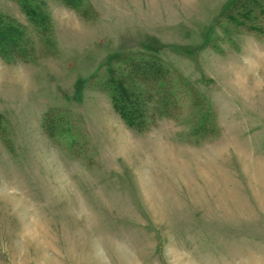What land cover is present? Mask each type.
<instances>
[{
    "label": "rangeland",
    "instance_id": "1",
    "mask_svg": "<svg viewBox=\"0 0 264 264\" xmlns=\"http://www.w3.org/2000/svg\"><path fill=\"white\" fill-rule=\"evenodd\" d=\"M13 1L0 264H264V0Z\"/></svg>",
    "mask_w": 264,
    "mask_h": 264
},
{
    "label": "trees",
    "instance_id": "2",
    "mask_svg": "<svg viewBox=\"0 0 264 264\" xmlns=\"http://www.w3.org/2000/svg\"><path fill=\"white\" fill-rule=\"evenodd\" d=\"M255 1H258V0H255ZM229 16H231V15H229ZM4 29L0 28V53L1 52L3 53L5 51L4 49L1 48L2 47L1 46L2 41H4V39H6V38L2 37V35H4L3 33L4 32H10V31L17 33V30L16 29L13 30L12 27H8V29H11L10 31L9 30L5 31ZM5 43L8 44V41L5 40ZM143 64H145V66H147L148 63H143ZM153 67H155V66L148 65L147 69L151 70ZM115 90L116 91L114 93V98L115 99L119 98L120 100H123L126 102V104H119L117 108L119 109V112L121 113L122 117L125 119L127 125L133 129H136L139 131H144L145 129H147V127L142 123L143 118L146 117V109L142 108L143 103L140 102V101H142V96H141L142 94H140V93L135 94V92L129 91L128 88H125V86L121 82H118V83L116 82ZM117 102H119V101L117 100ZM169 112L170 111L168 109L163 108L158 112V114H155V115L161 117L165 114L169 115ZM47 117H48V115H47ZM139 119L140 120L142 119V121L135 123V121H137Z\"/></svg>",
    "mask_w": 264,
    "mask_h": 264
},
{
    "label": "crops",
    "instance_id": "3",
    "mask_svg": "<svg viewBox=\"0 0 264 264\" xmlns=\"http://www.w3.org/2000/svg\"><path fill=\"white\" fill-rule=\"evenodd\" d=\"M6 5V6H5ZM19 9V4L16 2V1H13V0H6L4 2V6L2 8H0V11L1 10H5V12H7V14L9 15H12V16H18L17 15V11ZM20 10V9H19ZM50 10V9H49ZM74 11V10H72ZM75 12V15L78 17V13L76 11ZM51 17L53 18V21H54V24H55V33L58 32V24L62 25L59 21H57V18L55 17L54 15V11L50 13ZM78 20V19H77ZM80 21V20H79ZM81 22V21H80ZM82 24V23H81ZM84 25V24H83ZM67 27V25H66ZM1 58V57H0ZM0 60H2V63H4V59L1 58Z\"/></svg>",
    "mask_w": 264,
    "mask_h": 264
}]
</instances>
